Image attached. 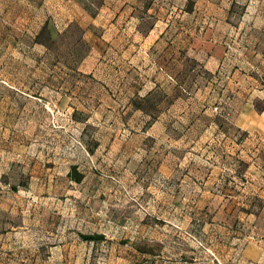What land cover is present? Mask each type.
Segmentation results:
<instances>
[{
    "label": "rangeland",
    "instance_id": "rangeland-1",
    "mask_svg": "<svg viewBox=\"0 0 264 264\" xmlns=\"http://www.w3.org/2000/svg\"><path fill=\"white\" fill-rule=\"evenodd\" d=\"M259 106L264 0H0V264H264Z\"/></svg>",
    "mask_w": 264,
    "mask_h": 264
},
{
    "label": "trees",
    "instance_id": "trees-1",
    "mask_svg": "<svg viewBox=\"0 0 264 264\" xmlns=\"http://www.w3.org/2000/svg\"><path fill=\"white\" fill-rule=\"evenodd\" d=\"M260 109L264 110V106L260 107ZM71 176L76 180V181H81L83 175L78 172L76 166H74V171L71 173ZM82 238L86 241H103L105 240V235L101 233H93V234H81Z\"/></svg>",
    "mask_w": 264,
    "mask_h": 264
},
{
    "label": "crops",
    "instance_id": "crops-1",
    "mask_svg": "<svg viewBox=\"0 0 264 264\" xmlns=\"http://www.w3.org/2000/svg\"><path fill=\"white\" fill-rule=\"evenodd\" d=\"M154 31L155 30H152L150 33H154ZM164 32V30L161 32V34ZM221 55H222V52H221ZM213 57V59H217V58H219V57H221V56H219V53H217V54H215V56H212Z\"/></svg>",
    "mask_w": 264,
    "mask_h": 264
}]
</instances>
